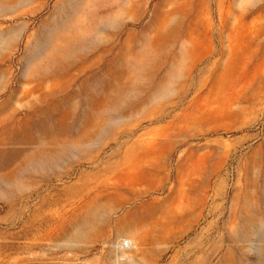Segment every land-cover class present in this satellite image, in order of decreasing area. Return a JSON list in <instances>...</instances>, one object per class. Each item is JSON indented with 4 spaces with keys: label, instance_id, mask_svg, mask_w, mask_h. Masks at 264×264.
I'll return each mask as SVG.
<instances>
[{
    "label": "rangeland",
    "instance_id": "1",
    "mask_svg": "<svg viewBox=\"0 0 264 264\" xmlns=\"http://www.w3.org/2000/svg\"><path fill=\"white\" fill-rule=\"evenodd\" d=\"M0 264H264V0H0Z\"/></svg>",
    "mask_w": 264,
    "mask_h": 264
},
{
    "label": "bare ground",
    "instance_id": "2",
    "mask_svg": "<svg viewBox=\"0 0 264 264\" xmlns=\"http://www.w3.org/2000/svg\"><path fill=\"white\" fill-rule=\"evenodd\" d=\"M86 200H88L87 201V216L82 220V222H83L82 223V227H83L82 231L83 232H87V231H91L92 232L99 225V222H97V220L95 219L99 215L97 213L100 212V211H103L102 210V206H100L101 198L96 195V196H94L92 198H88L87 197ZM110 211H111V209H110ZM96 214H97V216H96Z\"/></svg>",
    "mask_w": 264,
    "mask_h": 264
}]
</instances>
